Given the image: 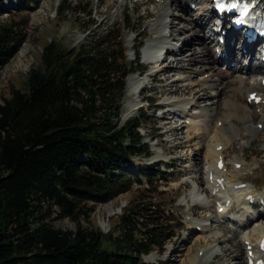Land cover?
<instances>
[{
  "label": "trees",
  "instance_id": "16d2710c",
  "mask_svg": "<svg viewBox=\"0 0 264 264\" xmlns=\"http://www.w3.org/2000/svg\"><path fill=\"white\" fill-rule=\"evenodd\" d=\"M115 39L108 30L69 50L49 43L42 69L27 74V91L12 89L0 103V264H143L141 256L169 238L135 211L121 216L115 238L81 223L130 189L131 179L162 173L122 170L150 152L138 132L146 114L121 121L125 78L140 66L118 63ZM24 40L18 23L0 24V68ZM56 218L75 229L55 228Z\"/></svg>",
  "mask_w": 264,
  "mask_h": 264
},
{
  "label": "rangeland",
  "instance_id": "374dc122",
  "mask_svg": "<svg viewBox=\"0 0 264 264\" xmlns=\"http://www.w3.org/2000/svg\"><path fill=\"white\" fill-rule=\"evenodd\" d=\"M10 4H12V7L9 6L7 9L0 10V24L18 23V30L25 35V40L9 62L0 68V103L3 99L10 97L12 89L27 91V74L32 68L42 69V51L50 42L61 45L64 50H69L75 46L77 48L80 44L88 45L97 35H102L111 30L112 35H116V43L121 44L122 59H119L118 63L124 65L125 60L130 62L134 59L132 50L135 48V39L136 43H142L140 45L143 47L154 37L150 33L149 24L153 21L155 7L149 5L147 0H12ZM61 6L63 8L69 7L68 10L63 11V8H60ZM172 8L174 17L177 18L180 11L175 10V4L171 5V12ZM183 9L186 12L188 11V18L193 21L197 19L194 12L190 13L185 6ZM209 24L210 21L206 25ZM180 25L186 26L183 23ZM198 26L203 27V23H199ZM202 33H204V36L207 34L205 30L204 32L202 30ZM173 35L174 40L172 42L177 46H180L181 43L182 46V38L188 36V32L173 33ZM121 38L124 39V45L121 43ZM189 39L190 37L187 38V40ZM114 47L117 48V45L115 44ZM179 52L176 58L189 54L187 48H183ZM210 53L213 54V44ZM169 59L172 61L171 64H169L170 61L166 65L169 71H163L164 73L159 75L156 74V76L158 75L156 81L152 78H145V76L139 77L147 84L139 98L136 94H130L128 87V78H136L137 74L126 78L121 117V121L124 122L143 106L142 111L146 114L148 120L142 121L138 132L145 141H148L151 156L149 158H144L143 155L135 157L131 168L136 169L139 166L160 161L161 164H156V167H152V169L156 171L158 167L163 172L151 181L146 179L145 176L141 179L137 178V180L131 179L130 189L106 203L95 205L90 218L82 220L81 223L89 229L98 230L102 235H111L112 238H115L119 234L118 226L121 216L124 212L130 214L135 211L137 214L142 213L145 221L146 218L154 220L158 228L169 234L162 251L155 248L151 250L152 252L148 256H141L143 264H191V260L195 256L198 259V253L202 250L208 251L211 256L206 258L199 256V264H237L239 261L235 260V263L232 256H229L230 258L224 256L232 254L235 244H239L240 241L237 237L239 236L238 232L234 231L233 228H228V225L233 226L237 223V219L241 217L238 206L233 205L231 213L228 212L225 215L228 217L225 219L226 222L223 219L216 222V207L213 203L210 205L205 203L201 206L200 204H192L188 200V195L193 190L196 189L198 194L201 193L202 188L197 186L196 183L199 185L198 178L200 180L204 178V167L208 165L204 157H206L209 149L211 138L215 134H212L213 125L223 117L222 103L227 99V94L224 93L218 96L215 87L206 90L189 87L184 90V86L187 84L193 85L195 79L199 78V76H194L192 81L184 82L192 71L191 69L195 68L196 65L186 63L183 64L182 70H179V68H176L177 63L173 62L175 57L168 55ZM138 64V66H141L139 69L133 67L137 70L145 69V73L151 72L149 67L144 66L141 57ZM218 69L224 72L221 73L218 70L223 79L226 81L232 80L229 78L232 75L229 74L226 67L218 66ZM179 77L182 78L183 83L168 84L169 81ZM211 93L214 95L217 93V96L213 99L209 98ZM206 94L209 95L205 97ZM178 97L185 98L188 103L192 98L196 102L198 97H204L197 100L198 104L196 103L195 109L191 110L189 108L191 106L186 109L192 113L195 110V114L191 118L201 122L202 134L200 132V135H197L196 138H194V133L186 128L188 124L186 120L176 118L168 121L167 124L166 117L168 118V113L163 116L160 111L154 110L157 104H164L167 99H177ZM148 98H152L154 102L150 103L149 106L146 103ZM240 100L239 102L236 101L235 104L245 103L243 96L240 97ZM212 102H215V104L209 107L210 105L207 104ZM127 103L136 104L135 108L137 109L129 110ZM194 105L192 104V106ZM176 128L177 130H175ZM148 138H152V140L149 141ZM249 140H251L252 145L248 143V146L243 148L242 139H237L234 144L226 149L224 155L229 168L232 166L235 157L243 161L241 163L243 166L238 175L241 178L240 181L248 182L246 184L251 186L250 190L260 193L264 190V149L262 148L264 130ZM206 196L202 194L203 199ZM230 217L232 223L227 222ZM135 218L138 222H141L137 215H135ZM188 220L192 223H188ZM261 220L264 221L263 216ZM51 224L61 230L75 229V223L68 219L56 218ZM193 224L213 230L214 235L210 237L202 235L198 230L193 229ZM199 226H196V228H199ZM139 228L142 229V225H139ZM251 228L250 225L246 232H249ZM220 240H223L224 243L220 244ZM108 243L109 239H103L102 245L104 248H110ZM225 250L229 251L225 253ZM243 256L245 258L244 250L242 251V258ZM148 257H150L149 260L146 259Z\"/></svg>",
  "mask_w": 264,
  "mask_h": 264
},
{
  "label": "bare ground",
  "instance_id": "6f19581e",
  "mask_svg": "<svg viewBox=\"0 0 264 264\" xmlns=\"http://www.w3.org/2000/svg\"><path fill=\"white\" fill-rule=\"evenodd\" d=\"M147 1L149 5L155 7L153 10V21L149 24V28L151 29L150 33L154 37H152V40L146 44L147 48H152L154 45L156 47L155 50L149 53L153 61L152 64H155L156 66L153 68L152 74H150L153 76L152 79L156 81V77L159 74L169 71L166 66L171 61L170 59L168 60L169 55L170 57H175L173 62L177 63L176 68H179V70H182L183 64L186 63L196 65L195 68L191 69L192 71L184 82L192 81L194 76H199V78L195 79L193 85L187 84L184 86V90L189 87L205 90L215 87L218 96H221L224 93L227 94V99L222 103L223 117L213 125L212 134H215L211 138V142L208 146L209 149L206 157H204V160L208 162L207 167H204V178L203 180L198 178L199 185L196 183L197 186H201V193L198 194L196 189L193 190L188 195V200L192 204H200L201 206L205 203L208 205L213 203L216 207V222L228 218L225 216V213L228 212V208L231 209V205L238 206V209H240L241 212V217L237 219V223L233 226L228 225V228H233L234 231L238 232L239 236L237 237L240 241L239 244H235L233 253L225 255L224 257L232 256L234 258L233 261H239L237 264H249L250 260H252L253 264H264V251H260L259 249L260 242L264 237V221L261 220L262 216L264 217V190L258 194L259 196H255L253 191L250 190L251 186H249V184H247L244 189H238L237 186L242 182H240L241 178L238 177L240 170H237V164L243 163V161L238 160L237 157L234 158L232 162L233 164H231L232 166L228 170L226 169L227 164L226 166L223 164L222 169L216 167L217 162L222 160V156L225 158L224 153L226 149L234 144L237 139H242V147L244 146L243 148H245L248 146V143L249 145H252V143H250L251 140H249L250 138L255 137L264 130V95H262V93H264V86L260 83V80L264 78V75L262 76L260 73L262 66L256 57L257 48L255 44L247 45L245 41L236 37L237 32L230 34V31L223 26L222 30H226V36L224 37L225 42L223 46L219 47V49H221L220 56H217L215 47L218 48L217 38L220 34L216 32V26L218 24L213 22L212 15L207 9L209 0ZM254 1L264 4V0ZM189 3L195 5L194 10L190 8ZM172 4H175V10L180 11V15H177V18L174 17L173 8L172 12L170 11ZM184 6L190 11V13L194 12L197 19L193 21L188 18V11L186 12L183 9ZM209 21L210 24L206 25ZM204 22H206V24H204ZM181 23L186 24V26H179ZM199 23H203V27H199ZM202 30L203 32L205 30V33H207L205 36L204 33H202ZM181 32H188V36H183L182 46L181 43L180 46H177V44L172 42V40H174L173 33L179 34ZM188 37H190L189 40H187ZM185 42L186 44H184ZM212 44L213 54L210 53ZM240 45L241 49L237 50ZM183 48H187L189 54L176 58L180 53L179 51ZM163 49L165 51V56L161 57ZM171 63L172 61L169 64ZM244 63H247V65H244ZM218 66H226V70L230 72L229 74L233 75L229 76L232 80L229 79L230 81H226L223 79L221 73L224 72L221 71V69H218ZM218 70L221 71V73ZM156 74L158 75L156 76ZM150 75H147L146 78ZM128 80L130 94H137L139 88L144 87V81L140 78L129 77ZM175 83H183L182 78L179 77L178 79L168 82L170 85H174ZM217 93L215 95L213 93L210 95L206 94L205 97L209 95V98L213 99L217 96ZM241 96L244 97L245 103L243 102L236 105V101H241ZM250 96H253L254 98L252 101L248 102ZM203 98L204 97H198L196 102H194V98H192L189 103L188 100L185 98L181 99V97H178L177 99H167L166 103H164L165 107L167 106L166 109L174 111V113L169 114L168 118L166 117L167 124L168 121L175 120L176 118L186 120L188 122L186 128L188 131L193 132L194 138H196L197 135H200L202 130L201 122L191 118L195 114V110L192 113L186 109L188 106H191L189 107L191 110L195 109L198 104L197 100ZM129 103H127L129 110L134 109V107L137 106L134 103V105ZM192 104L195 105L192 106ZM214 104L215 102H212L207 105L212 107ZM260 125L262 126L261 129H259ZM175 130H177V128ZM262 148L264 149V144L262 145ZM202 194L207 195L205 199L202 198ZM249 197L253 202L248 201ZM227 222L232 223L230 220ZM250 225L252 228L249 232H246V229H248ZM196 226L199 225L193 224V229ZM199 228L202 235L209 237L214 235L213 230H208L205 226H199ZM229 240L231 241L232 238ZM219 243L223 244L224 241L220 240ZM249 246H251V248L250 250H247L246 248ZM243 250L246 255L245 258L243 256L244 260L242 258ZM228 251L229 250H225V253ZM201 253L202 258L211 256L208 251L202 250V252L198 253V259L197 256H195L190 263L199 264V256ZM146 259L149 260L150 257Z\"/></svg>",
  "mask_w": 264,
  "mask_h": 264
},
{
  "label": "snow or ice",
  "instance_id": "6c2138e0",
  "mask_svg": "<svg viewBox=\"0 0 264 264\" xmlns=\"http://www.w3.org/2000/svg\"><path fill=\"white\" fill-rule=\"evenodd\" d=\"M231 7H236V5L233 4V5H231ZM245 11H246V9H245ZM241 22H242L241 20H237V23H241Z\"/></svg>",
  "mask_w": 264,
  "mask_h": 264
}]
</instances>
